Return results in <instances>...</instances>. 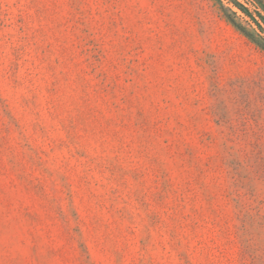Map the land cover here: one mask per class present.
<instances>
[{
  "label": "rangeland",
  "instance_id": "obj_1",
  "mask_svg": "<svg viewBox=\"0 0 264 264\" xmlns=\"http://www.w3.org/2000/svg\"><path fill=\"white\" fill-rule=\"evenodd\" d=\"M260 16L0 0V264H264Z\"/></svg>",
  "mask_w": 264,
  "mask_h": 264
},
{
  "label": "trees",
  "instance_id": "obj_2",
  "mask_svg": "<svg viewBox=\"0 0 264 264\" xmlns=\"http://www.w3.org/2000/svg\"><path fill=\"white\" fill-rule=\"evenodd\" d=\"M241 9H243V8H241ZM244 10V9H243ZM260 19H262L263 21H264V19L260 16Z\"/></svg>",
  "mask_w": 264,
  "mask_h": 264
}]
</instances>
